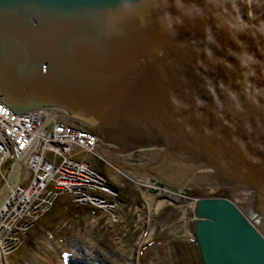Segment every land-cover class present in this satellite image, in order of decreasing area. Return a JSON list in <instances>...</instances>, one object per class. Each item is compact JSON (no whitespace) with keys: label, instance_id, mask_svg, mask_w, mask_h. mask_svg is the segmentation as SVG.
<instances>
[{"label":"water","instance_id":"obj_1","mask_svg":"<svg viewBox=\"0 0 264 264\" xmlns=\"http://www.w3.org/2000/svg\"><path fill=\"white\" fill-rule=\"evenodd\" d=\"M262 66L264 21L236 0H0V101L16 114L59 106L115 152L177 151L204 129L205 104ZM209 202L205 264L264 263L237 210Z\"/></svg>","mask_w":264,"mask_h":264},{"label":"bare ground","instance_id":"obj_2","mask_svg":"<svg viewBox=\"0 0 264 264\" xmlns=\"http://www.w3.org/2000/svg\"><path fill=\"white\" fill-rule=\"evenodd\" d=\"M236 2L239 8L251 19L264 21V18L254 13L253 0H236ZM261 4V7H257L261 10L259 15L264 16V1ZM223 94L226 95L224 101L222 99ZM229 100L233 102V105H227L228 110L225 111L219 107V104L225 105V102H229ZM254 113L255 118H249L250 115L254 116L252 115ZM240 115L247 117L248 124H253L255 121L256 125L261 127L260 134L264 137V66L205 104L204 129L177 151L165 145L156 146L153 144L115 152L96 143L98 140L109 148L115 147L111 142L102 141L99 136L87 131L81 124L72 121L70 116L63 113L59 106L16 114L0 101V180H5L2 182L4 184L0 183V264H10L8 254H12L13 250L17 249L21 237L34 228L36 216L41 219L55 205L58 206L59 196L66 198L72 196L70 200L74 201L72 205L76 208L85 205V200L86 205L91 203L97 210L101 208L102 211V209L108 208V205L98 207L96 200L99 192L97 189L108 185V181L103 177L104 179L96 185L89 186L88 184L90 180H93L91 176L93 171L98 170L104 161L105 165L114 172L113 175L111 174L112 171L107 169L111 178L116 182L121 181L125 185H131L136 181L135 176L140 175L143 178L149 177V180L152 178L158 186H160L159 180L166 182V176L161 175L160 167H156L160 161L154 159L155 156L152 151L160 156L166 165L170 162H176L169 169L178 174L193 175L196 172L200 174L199 177L204 176L205 178H203L207 179L205 183V187L209 191L207 194L210 196L214 194L211 197L200 195L201 197L192 198L188 203L190 210L183 212L185 221L189 224L184 235L190 237L189 243L195 246L193 248H196L195 252L198 254V260L201 264H205L206 259L202 253L201 241L196 238V232L200 231L203 236L208 235L210 238L213 237L212 232H216L212 225L214 220H210L205 211V223L203 222L205 218H199L197 215L198 208L202 206L203 201H210L209 205L215 208H218L222 203H227L235 208L238 214H233L230 206L227 205L228 213L232 216H241L245 221V227L262 241L263 251L258 252L262 258L264 255V145L252 143L251 136L246 132L248 129L244 127L247 124L239 119ZM76 132L79 133V138L76 137ZM82 138L84 141H81ZM18 140L21 142L17 143ZM90 149L94 150L96 153L92 151L91 153L97 156H93V158L89 154ZM11 150L14 154H10ZM63 150L64 152H61ZM48 153L55 156L60 154L64 165L57 164L56 160L53 164L45 161V155ZM113 157H118L119 160L115 161ZM89 158L97 163L98 166L94 165L97 169L88 165ZM40 170L43 173L38 176L36 172H40ZM29 171L31 174L27 175ZM42 176L47 177L45 181ZM48 177H58V181L57 179L54 180L63 185L47 187L45 182H47ZM23 178L25 180L31 179L27 187L22 186ZM192 179L187 177V180ZM170 182L168 181L166 182L167 185L160 187L164 188V191L170 190L173 187ZM190 183L188 181V185L193 184ZM194 185L198 184L192 186L194 187ZM228 185L237 189L234 192L236 197L225 193L223 187ZM158 186L156 187L158 188ZM136 187L139 188V186ZM26 189L32 193L27 192L25 194ZM33 192L36 195H33ZM118 192L116 191V194ZM28 198L31 201L26 206L25 202ZM147 205L152 207V204ZM118 210L120 211V209ZM217 212L219 213V211ZM222 212L224 213L225 209ZM105 213L110 215V212ZM119 216L120 214L116 213L113 217L117 219ZM230 219L235 221L234 218L228 220L230 221ZM6 234L9 236L7 240L5 238V241L3 237H6ZM46 236L45 239H38L39 245L45 247L48 244L47 248L52 249L53 246L50 243L53 240L52 235ZM145 239L143 236L139 242V252L143 249L142 244L148 242ZM61 240L62 243L58 241L60 246L58 248L60 251H64V249L67 251L64 252L63 256L65 257L58 259V262L60 261L58 264H106L100 255L88 246L82 243L81 246L79 243L81 247H78L73 244L69 235H64ZM213 242L215 247L220 248L217 240H213ZM219 251L216 253L218 254ZM256 252L253 251L252 256ZM215 258L217 261L218 255ZM36 261L42 263L40 254L37 255ZM107 264L109 263L107 262Z\"/></svg>","mask_w":264,"mask_h":264},{"label":"rangeland","instance_id":"obj_3","mask_svg":"<svg viewBox=\"0 0 264 264\" xmlns=\"http://www.w3.org/2000/svg\"><path fill=\"white\" fill-rule=\"evenodd\" d=\"M253 1V7L255 8L254 13L264 18L263 15H259L261 10L257 7L262 5L261 2L264 0ZM225 96L223 94V101L225 100ZM227 105H233V102L229 100V102H225V105L219 104V107L226 111L229 109ZM247 111L246 109V112ZM252 115L254 116L250 115L249 118H255V113ZM242 116L243 115H240L239 119L247 124V126L244 127H247L248 131L246 130V132L251 136L252 143L264 145V137L260 134L261 127L256 125L255 121H253V124H248L246 121L247 117ZM77 134L76 132L75 135ZM76 137L79 138V135ZM12 151L13 150L10 151V154H14ZM89 151L92 157L97 156L91 153V151L96 153L94 150L90 149ZM61 152H64V150ZM152 153L155 156L154 159L156 161L158 159V162L160 161L159 165L156 167H160V172H162L161 175L163 174L166 176V182L171 181L170 183L173 184L172 189H166L164 191V188L160 187L167 185L164 180H159L160 186H158L152 178L149 180V177L143 178L142 175L135 176L136 181L131 185H125L121 181L116 182L111 178L109 173V171L112 170L105 165L104 161L101 163L102 165L99 166L98 170L93 171L91 174L93 180H90L88 184L89 186L96 185L104 178L108 181V185L97 189L99 192L97 193L96 200L98 202V207L108 205V208L102 210L110 212V216L105 212H101V208L97 210L91 203L86 205V200L85 205H81V208H76L72 205L74 201L70 200L72 196L68 198L59 196L60 198H57L58 206L55 205L46 216L39 219L34 215L36 216V221L33 225L34 228L29 230L28 234H24L21 240H19L21 243L18 242L19 245L17 249L13 250L12 254H8L10 264L60 263L58 259L65 257L63 255L65 254L64 252L67 251V249L60 251L58 248L59 243H62L61 239L64 235H69L72 243L78 247L81 243L88 246L91 250L100 255V258L106 262V264L107 262L109 264H201L198 260V254L195 252L196 248H193L195 246L189 243V241H191L190 237L184 235L189 224L186 223L183 212H188V210H190V205L188 203L192 198H197L200 195L211 197L214 196V194L211 196L207 194L209 191L205 187L207 179L205 180L204 176L199 177L200 174L196 172L193 175L178 174L176 171L169 169V167H173L176 162H170L166 165L160 156L153 151ZM34 154L36 155V153ZM89 154L87 155L89 156ZM61 158L60 154L57 156L50 153L45 155V161L53 164L56 160L57 164L64 165V161ZM113 159L115 161L119 160L118 157H113ZM99 161H101V159H99ZM88 165H92L93 169H97L94 165L98 166L92 158H89ZM107 169H109V171ZM41 173H43L42 170L36 172L38 176ZM113 173L112 171L111 174ZM30 174L29 171L27 175ZM168 176H170V178H168ZM187 177L193 179L187 180ZM42 178H44L45 181L47 177L42 176ZM54 179L58 181V177H48V179H46L47 182L45 183L47 187L50 188L63 185L58 184ZM4 181L5 180L2 179L0 183ZM30 181V178H27V180L23 178L21 181L23 183L22 186L27 187ZM188 181L198 185H194L193 187V184L188 185ZM136 186H139V188ZM223 190L225 193H229V195L236 197V193L234 192L237 189L234 188V186H225ZM116 191H119L118 194H116ZM27 192L32 193V191L26 189L25 194H27ZM33 195H36V193L33 192ZM33 195H31V197H34ZM91 197L93 198V196ZM30 201L31 199L28 198L25 205H29ZM147 204H152V207H149ZM118 209H120V211ZM115 210H118L120 214L117 219L112 217V215L116 214ZM46 235H52L51 238H53V240L51 241L53 243L50 242L53 246L52 249L50 247L47 248L48 244H46L45 247H40L39 245V240L45 239V237H47ZM8 236L9 235L6 234V237H3L4 240L5 238L7 240ZM143 236L148 242L143 243L144 245L142 244L143 249L139 252L138 245ZM12 248L11 246V249ZM38 254H40L42 263L36 261Z\"/></svg>","mask_w":264,"mask_h":264},{"label":"built area","instance_id":"obj_4","mask_svg":"<svg viewBox=\"0 0 264 264\" xmlns=\"http://www.w3.org/2000/svg\"><path fill=\"white\" fill-rule=\"evenodd\" d=\"M82 140V139H81ZM17 143H20L21 141L20 140H18V141H16Z\"/></svg>","mask_w":264,"mask_h":264}]
</instances>
